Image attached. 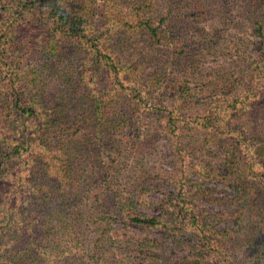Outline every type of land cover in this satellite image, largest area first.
Instances as JSON below:
<instances>
[{
  "label": "trees",
  "instance_id": "obj_1",
  "mask_svg": "<svg viewBox=\"0 0 264 264\" xmlns=\"http://www.w3.org/2000/svg\"><path fill=\"white\" fill-rule=\"evenodd\" d=\"M99 1L0 0V264H264V0ZM224 56L227 78H206ZM207 144L218 160L194 166L190 199ZM197 201L231 206L238 229ZM81 219L97 238L62 251Z\"/></svg>",
  "mask_w": 264,
  "mask_h": 264
},
{
  "label": "rangeland",
  "instance_id": "obj_2",
  "mask_svg": "<svg viewBox=\"0 0 264 264\" xmlns=\"http://www.w3.org/2000/svg\"><path fill=\"white\" fill-rule=\"evenodd\" d=\"M104 0H100L98 2V7L96 9V13L99 15L101 13H103L104 11ZM125 11L127 10H132V9H127V7L124 8ZM97 18V17H96ZM211 24L209 23L208 27ZM230 57L224 56V57H220V60L218 62L211 60L212 64L208 65L207 69H205L206 71V75L205 77L210 79L217 77V75H219L222 79L227 78V74L226 71L229 67V69L231 68L229 66V64H231V62H226V59H229ZM226 69V71H225ZM199 82H200V87L194 83L191 84V89H202L203 86H208L209 83L208 82H204L203 79H201V77L198 78ZM212 85V83H211ZM228 88H231V86H228ZM220 89H217V87H215V92L219 91ZM188 91V89H187ZM206 94H209L210 92H213L214 90L211 87H206L204 90ZM158 93L155 94V96H157ZM161 96H158L157 98H160ZM205 99V95L204 94H200V96L195 97L194 100H202ZM170 104H167L166 106H168ZM140 116L135 117V120L139 121V126L142 129V132H146L149 130H152L153 132L156 131V127L157 125L155 124V120L153 119H148V118H144L140 120ZM238 119H236L239 123H242L244 121H246L245 118L241 117V114L237 117ZM264 121V120H263ZM261 123V122H259ZM144 124V125H143ZM149 127V129H148ZM152 127V128H150ZM148 129V130H147ZM256 130V129H255ZM125 135L128 136L131 139H134L138 136V133L135 129L129 128L126 130ZM257 135V131L253 132V136ZM170 137V136H169ZM198 140L200 142V144H202V141H204V134H198L197 135ZM252 137V134H251ZM117 141H121V136L119 138H115ZM109 143V142H107ZM111 143V142H110ZM156 145H154L155 147V152L153 157L150 159V163H152L153 166H157L160 159H161V155L160 152H162L165 149V146H167V140L165 137L163 138H159L157 139V142H155ZM124 148H126V144L123 141V144L121 147H119L118 144H116V146L114 147V151L117 150V152L115 151L116 154H118L121 150H123ZM203 150L205 152V157H201L200 154H192L190 157V160L187 161L186 164H188V167H191L193 169H190L191 172L190 174L195 173V169L194 166L198 165V164H203L205 166H207V164L209 163V161L211 160V162H217L218 158L215 156V153L219 154L220 151L218 150V148H215L214 146H210V145H204ZM120 150V151H119ZM77 165H79L78 168L83 169H87L88 166H86L85 163L77 161ZM120 166L115 165V168H119ZM217 170L220 172L222 171L220 167H216ZM120 170H122L123 173L125 172V169L123 168H119ZM167 169L169 170V167H167ZM158 172V170L155 169L154 173ZM88 175V173L86 174ZM187 179L190 181L192 179H195L196 182H194V184H197L196 187H194L190 182H187L186 185H184V191L186 192V195L188 198L190 199H205L204 196L201 195L200 192H197L196 188H198L201 185V178L196 174H193L192 176H187ZM100 183V182H99ZM97 185V183L95 184ZM71 187H80L79 186V182L78 183H73V185H70ZM100 186L103 187V185L101 184ZM204 187H207V189L213 190L214 191V195L215 197H217L218 199H231L232 195H233V189L230 188L229 186H225L222 185L220 183H218L217 181H213L209 184L204 185ZM70 187H68L69 189ZM67 189V187H66ZM153 191V190H152ZM153 198L157 199L158 197H160V194L158 193V190H154L152 192L151 195ZM197 204L200 206V208H206L207 210L211 211L213 214H217L219 216V218L222 221V227L223 226H227L230 229L236 230L238 229L237 226H235V223L233 222V218L231 219H227L228 214L230 211H232V207L227 205V204H208L205 201H197ZM145 211V210H143ZM225 219V220H224ZM55 228L57 227V229L59 228L58 224L56 221L53 220V224H52ZM85 226V227H84ZM89 227H91V225L89 224V221H86V219H81V221L78 222L77 227L74 229V227H71L69 229V235H65V238L62 242H60L59 246L60 249L66 253L70 254V250H72L74 253L73 254H77L79 255L78 250L80 249L79 245L82 244H86L88 245V248H91V240L94 238H97L96 233L90 229ZM130 229L134 232V234L137 235V237H141L143 238H154V237H159L160 231H155V230H150V229H141V228H135V227H130ZM79 232H81L82 234H80ZM89 232V234H87ZM60 235H52L49 239L51 241V243L49 244V248L48 251L50 249V247L55 248L56 245V239L59 237ZM70 242V244L68 245L67 243Z\"/></svg>",
  "mask_w": 264,
  "mask_h": 264
}]
</instances>
